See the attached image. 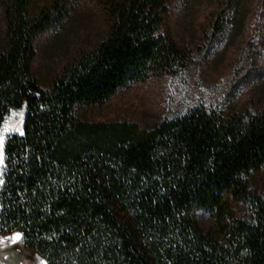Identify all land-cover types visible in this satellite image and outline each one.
Returning a JSON list of instances; mask_svg holds the SVG:
<instances>
[{
	"label": "trees",
	"instance_id": "obj_1",
	"mask_svg": "<svg viewBox=\"0 0 264 264\" xmlns=\"http://www.w3.org/2000/svg\"><path fill=\"white\" fill-rule=\"evenodd\" d=\"M217 1L188 48L170 0H98L105 34L43 87L36 38L79 0H0V128L26 109L23 133L4 143L0 234L21 233L47 264H264V196L249 180L264 167V106L226 117L195 108L151 129L74 114L187 67L230 21L236 0ZM197 210L212 214L210 231Z\"/></svg>",
	"mask_w": 264,
	"mask_h": 264
},
{
	"label": "rangeland",
	"instance_id": "obj_2",
	"mask_svg": "<svg viewBox=\"0 0 264 264\" xmlns=\"http://www.w3.org/2000/svg\"><path fill=\"white\" fill-rule=\"evenodd\" d=\"M217 0H170L173 34L178 43L194 48L201 33L211 27L210 13ZM4 20L0 8V40ZM106 32L98 0H79L69 19L40 34L35 41L34 73L47 87L61 66L80 49L93 46ZM264 106V0H236L230 21L222 34L203 48L187 67L175 74L152 76L123 88L99 105L78 104L76 118L84 121L134 122L151 129L164 120L176 119L195 108L223 116L251 112ZM26 109H12L1 128L3 148L7 136L23 133ZM4 157V152H3ZM4 163V159H3ZM3 164L0 165L2 169ZM0 172V176H1ZM252 188L264 196V167L249 174ZM234 209L247 215L246 207L234 201ZM205 231L214 225L212 214L197 210ZM19 232L0 234V264H47L21 240L10 242Z\"/></svg>",
	"mask_w": 264,
	"mask_h": 264
},
{
	"label": "snow or ice",
	"instance_id": "obj_3",
	"mask_svg": "<svg viewBox=\"0 0 264 264\" xmlns=\"http://www.w3.org/2000/svg\"><path fill=\"white\" fill-rule=\"evenodd\" d=\"M3 159H4V157H3V137L0 136V165L3 164ZM0 172H2V169H0ZM3 183H4L3 178H2V176H0V185H2ZM20 240H21V235L16 234L14 237L11 238L10 242L15 243V242L20 241ZM2 244H3V241L0 240V245H2Z\"/></svg>",
	"mask_w": 264,
	"mask_h": 264
}]
</instances>
